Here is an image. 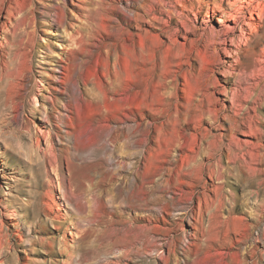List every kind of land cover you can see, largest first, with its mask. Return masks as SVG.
<instances>
[{"label":"bare ground","instance_id":"6f19581e","mask_svg":"<svg viewBox=\"0 0 264 264\" xmlns=\"http://www.w3.org/2000/svg\"><path fill=\"white\" fill-rule=\"evenodd\" d=\"M0 106V131L10 123L19 157L51 168L80 221L91 222L96 166L114 154L128 171L124 255L162 244L164 264H264V225L253 234L264 197L233 221L217 185L229 168L264 186V0H0ZM1 135L13 194L20 171ZM95 150L104 160H89Z\"/></svg>","mask_w":264,"mask_h":264},{"label":"rangeland","instance_id":"374dc122","mask_svg":"<svg viewBox=\"0 0 264 264\" xmlns=\"http://www.w3.org/2000/svg\"><path fill=\"white\" fill-rule=\"evenodd\" d=\"M262 30L255 33L254 41L259 40L260 34L263 33ZM40 54V50L36 48L34 52L35 59H41ZM241 57L243 59V55ZM35 92L32 88L30 94H27V99H31V96L35 94L39 102H42L40 95ZM25 103L28 107L29 102L27 103L26 100ZM3 108L0 106V110ZM263 110L264 108L260 107V111ZM7 111V109L0 111V114L3 112L0 121L5 118ZM32 114L31 118L37 121L40 114L37 111L32 112ZM4 120L6 121V119ZM5 125L0 131L2 138H5L7 143L5 165L10 170L20 171V179L17 181L15 194H8L0 179V264H164L162 259L167 255V249L162 244L156 245L157 248L150 255L145 253H125L124 255V252L120 250L121 245L119 242L117 243V239L123 230L119 220L126 214L124 213L126 207L121 202L123 197H121L122 193L119 192L122 189L120 183L126 179L125 176L128 175V171L126 169L122 170L124 168L120 164L116 165L117 163L114 160H110L114 157V154L107 152L108 154L103 155V153L96 150L93 151V154H90L92 155L90 161L107 158L100 167L96 166L95 170L97 171L92 175V177L94 176L92 182L96 181V185L94 183L95 186L88 184L86 188L89 191L88 194L91 195L87 196H90L88 198L92 201V203L89 201L87 205V209L92 211L89 216L91 222L86 223V221H80L78 218L77 212L72 206L75 200L69 193L66 196L68 201L59 197L62 191L57 190V187H53L50 183V180L53 179L54 184L57 185L56 176L49 166L47 173L42 164L36 162L28 164L19 157L20 145L17 146L18 143L13 142V140H16L14 138L16 131L12 130L11 132L9 130L12 129L10 123ZM42 145L45 146L44 141H42ZM94 154L96 157H93ZM241 156L242 152L239 151L234 159L238 162L241 160ZM110 162L111 165L108 166ZM229 170V168L226 171L224 170L227 173L224 172L222 180H219L220 183H216L219 187L221 185L220 195L224 198L227 196L224 200L223 212L225 211V215L233 219L240 215H242L241 217L247 216L250 211L249 208L254 202L253 199L264 197V186L260 179H256V177L247 178L241 172L234 171L232 173L233 171L230 170L231 174L228 173ZM97 172L101 173L97 175ZM207 182L211 183L209 178H207ZM181 202L186 203L184 200ZM226 202L228 203L226 204ZM48 204H51L54 208L52 214H58V219L61 221V227L58 229L54 227L56 226L55 221L46 218V211L49 210ZM231 215L232 217H230ZM230 221L232 220L230 219ZM233 221H236V218ZM263 225L264 221L260 223L256 231H253V234H259ZM194 248L196 249V246L192 245L187 252L191 254L195 251ZM259 248H261L260 244ZM174 263L170 261L168 264ZM180 264H183V262L180 261Z\"/></svg>","mask_w":264,"mask_h":264}]
</instances>
